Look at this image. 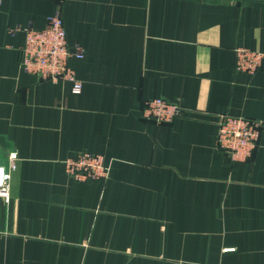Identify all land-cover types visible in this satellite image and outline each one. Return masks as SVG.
Here are the masks:
<instances>
[{"label": "crops", "instance_id": "crops-1", "mask_svg": "<svg viewBox=\"0 0 264 264\" xmlns=\"http://www.w3.org/2000/svg\"><path fill=\"white\" fill-rule=\"evenodd\" d=\"M58 11L80 92L21 66ZM238 47L264 54V0H3L0 264H264V129L247 161L218 148L219 115L264 122V59L236 71ZM157 98L184 115L144 119ZM83 152L109 178L70 176Z\"/></svg>", "mask_w": 264, "mask_h": 264}, {"label": "built area", "instance_id": "built-area-1", "mask_svg": "<svg viewBox=\"0 0 264 264\" xmlns=\"http://www.w3.org/2000/svg\"><path fill=\"white\" fill-rule=\"evenodd\" d=\"M3 0H0V5ZM20 31L17 29L16 32ZM25 45L21 49V66L26 73L38 76L41 80L54 82L67 81L73 84L75 92L82 90L83 84L70 67L72 58H84L83 50L78 47L75 53L68 45L67 32L60 12L48 18L42 30L33 27L24 29ZM236 71L256 73L263 64L264 54L245 47L236 49ZM185 108L179 103L164 98L145 101L143 118L158 124L172 123L184 115ZM264 122L248 117L230 114L219 115L218 148L233 161H247L259 142ZM7 163L0 158V197L9 204L11 201L12 173L17 169L19 160L16 151L5 156ZM67 173L79 181H99L109 178L111 168L100 155L89 152L79 153L66 162Z\"/></svg>", "mask_w": 264, "mask_h": 264}]
</instances>
